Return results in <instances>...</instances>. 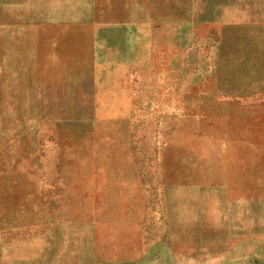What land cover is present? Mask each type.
I'll list each match as a JSON object with an SVG mask.
<instances>
[{
	"label": "rangeland",
	"instance_id": "1",
	"mask_svg": "<svg viewBox=\"0 0 264 264\" xmlns=\"http://www.w3.org/2000/svg\"><path fill=\"white\" fill-rule=\"evenodd\" d=\"M0 264H264V0H0Z\"/></svg>",
	"mask_w": 264,
	"mask_h": 264
}]
</instances>
